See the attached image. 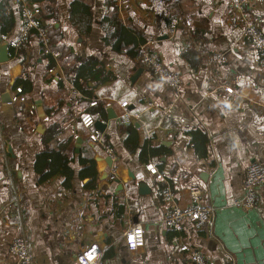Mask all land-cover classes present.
<instances>
[{
    "label": "crops",
    "instance_id": "1",
    "mask_svg": "<svg viewBox=\"0 0 264 264\" xmlns=\"http://www.w3.org/2000/svg\"><path fill=\"white\" fill-rule=\"evenodd\" d=\"M79 1L90 5L93 14L89 36L82 38L70 23L74 0H46L31 8L38 12L37 19L40 11L53 18L44 20L46 27L31 39L26 56L17 59L10 46L26 16L18 0H7L15 26L3 40L9 43L10 60L0 63V207L14 205L0 218V264L14 262L10 247L21 235L28 238L38 264H77L79 253L93 247L102 250V264H191L182 243L200 247L210 264H264V200L252 210L234 206L244 195L248 166L264 163V68L254 46L242 38L229 2ZM248 12L264 32V0H251ZM113 14L181 75V94L133 63L135 47L116 51L106 43L103 23ZM176 18L180 25L173 32ZM53 30L64 35L60 45L70 53L94 58L103 67V82L85 84L90 97L74 88L63 69L49 74L48 57L53 67L56 62L46 52L41 32H47L51 47ZM218 54L224 55V63L212 62ZM106 75L111 79L104 80ZM22 79L32 85L27 95L37 106V117L22 118L18 107L6 100L12 101ZM222 85L232 87L234 94ZM123 101L141 113L138 123H119ZM148 103L154 108L148 109ZM97 105L103 116L98 119L87 114ZM98 121L104 131L96 128ZM132 129L136 147L129 149ZM195 129L207 135V157L193 147ZM89 131L104 134L115 161L89 139ZM151 147L158 150L157 157H146ZM46 151H62L71 158V180L59 172L42 181L37 164ZM149 164L163 174V182L148 173ZM112 168L117 171L113 181ZM166 185L183 207L192 202L190 188H201V202L216 208L213 221L202 228L186 223L180 232L168 229L163 223ZM259 192L264 196L263 189ZM137 223L144 226L145 246L134 253L124 233Z\"/></svg>",
    "mask_w": 264,
    "mask_h": 264
},
{
    "label": "built area",
    "instance_id": "2",
    "mask_svg": "<svg viewBox=\"0 0 264 264\" xmlns=\"http://www.w3.org/2000/svg\"><path fill=\"white\" fill-rule=\"evenodd\" d=\"M227 1L235 12V17L241 29L242 38L247 39L254 46L258 53L259 63L261 67L264 68V32L258 25L256 18L248 12L251 0ZM24 12L27 22L12 44L16 50L28 40L31 31L38 27V12L36 9L26 7ZM178 25H180V20L176 18L172 23L173 32ZM41 36L44 41L46 52L50 54L56 62L55 66L49 69V74L55 75L56 69H62L60 63L61 53L49 46L47 32H41ZM7 38L8 36H2V41L7 40ZM211 60L214 63L222 64L225 62V57L224 55L218 54ZM132 61L134 64L150 70L158 81L175 93L181 94L183 85L181 75L170 70L160 59V56L150 50L147 44H140L136 47ZM221 87L226 93L234 94L232 87L228 85H222ZM11 104L18 107L19 114L22 118L37 117V106L29 100L28 95L23 92L21 86L15 88ZM130 104L129 101L120 103L118 121L126 127L138 123L141 119V113L131 111ZM147 108H154V104L148 103ZM90 123V119L84 121L86 127H89L88 124ZM89 139L100 145L113 161L116 160L114 151L106 144L104 134L97 131H89ZM146 169L148 173L156 177L157 181L163 182L165 180L163 174L158 171L154 164L147 165ZM116 172V168H112L110 174V179L112 181L116 179ZM259 189H263L264 191V163L254 161L246 170L244 195L242 199L234 202V206L246 210H252L258 207L261 199L264 200V196H260ZM162 195L164 202L168 205V210L163 218V223L168 229L180 232L183 230L186 223H191L197 228H202L209 225L214 219L216 208L213 205L203 204L201 202L203 190L199 187L190 188L192 202L184 207L176 202L175 194L170 186H165ZM13 205L14 203H8L0 207V218L7 216ZM124 237L129 250L134 253L145 246V230L141 223L134 224L128 228L124 233ZM181 249L188 255L191 264H210L200 247L182 243ZM10 253L14 258V262L11 264H38L36 257L31 251L30 242L25 235L18 236L13 241L10 247ZM102 256V250L98 247H93L79 253L76 262L77 264H102Z\"/></svg>",
    "mask_w": 264,
    "mask_h": 264
},
{
    "label": "trees",
    "instance_id": "3",
    "mask_svg": "<svg viewBox=\"0 0 264 264\" xmlns=\"http://www.w3.org/2000/svg\"><path fill=\"white\" fill-rule=\"evenodd\" d=\"M45 1L46 0H18V7L24 15V10L26 7H31L32 5L40 4ZM14 16V10L10 8L6 0L0 5V29L2 36H8L12 34L15 26ZM51 18H53L52 14H47L40 11V17L39 19H37L38 27L31 31V35L28 40L25 41V43L17 50L14 48L13 45L10 46V52L12 57H15L17 59H19L20 57H25L26 50L30 45L31 39L35 36H39V30L44 29L46 27V25L44 24V20H48ZM69 20L72 26L79 33V35L82 36V38L85 36H89L92 31L93 24V14L90 5H87L86 3L81 2L79 0H74V2H72L69 8ZM25 24L26 19L23 20V25ZM103 26L106 32V43L112 46V48L116 51H120L123 46H133V48L135 47V52V49L138 45L146 44L145 40L135 36L130 29H127L117 19L115 14H113V16L110 18H106L103 23ZM50 33V45L52 49H54L53 47H56L57 50L62 52L60 61L64 74L67 76L69 82L74 86L76 90L90 97L91 93L85 90V84L90 82V80H93L98 83L103 82L100 81L102 79L100 76L104 74L103 67L100 66L96 59L80 58L70 53L63 45H60V42L64 36L62 33L58 35V32H56L55 30ZM48 59L49 67H53L54 61L51 59V57H48ZM72 61L73 64L70 63ZM106 79L110 80L111 77L106 75V78L104 80ZM59 83L60 87L64 86V83L62 81H60ZM18 86H21L23 88V92L25 94H29L32 89V85L27 79H22L18 81L16 83V87ZM76 99L80 100V102L84 101V99L80 97H76ZM97 107L98 105L92 107L91 109H88L87 114L92 115L93 118L103 117L102 112H100ZM191 133L193 137V147L196 149L197 153L200 154V156L207 157L206 146L208 143V138L206 133H204L200 129H195ZM135 135H137V133L133 130L132 138L130 141L127 142V146L129 147V149H134V146L136 147ZM62 153V151L57 153H55L54 151H46L42 153V155H40L38 159L37 169L41 174H43L42 181L49 180L52 176L58 174L59 172L64 174L67 180L72 179L73 170L69 166L71 158ZM145 154L146 157H157L159 152L157 149L151 147L148 152L146 150Z\"/></svg>",
    "mask_w": 264,
    "mask_h": 264
},
{
    "label": "water",
    "instance_id": "4",
    "mask_svg": "<svg viewBox=\"0 0 264 264\" xmlns=\"http://www.w3.org/2000/svg\"><path fill=\"white\" fill-rule=\"evenodd\" d=\"M9 60H10V57H9V43L7 41H2V39H1L0 40V63H6ZM138 73L139 72H137L136 75L134 77H132V80H134L136 78V76H137ZM6 100H7V102H11V97H7ZM109 111H111V110H109ZM41 114L42 115L44 114L42 110H41ZM114 118H115V115L114 114L113 115L111 114L110 117H109V119H111V120L114 119ZM95 126H96V128L99 131H104L105 130V126L100 121L96 122V125ZM108 162L110 163L111 162V159ZM141 187H142V189H140L139 192L140 193H143L145 191V190H143L144 185H141ZM118 188L120 189L121 187L119 186Z\"/></svg>",
    "mask_w": 264,
    "mask_h": 264
}]
</instances>
